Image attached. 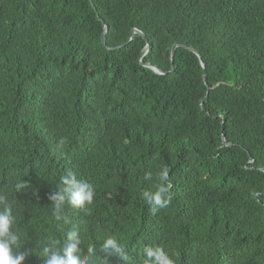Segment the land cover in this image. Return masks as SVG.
I'll return each instance as SVG.
<instances>
[{
  "label": "trees",
  "instance_id": "1",
  "mask_svg": "<svg viewBox=\"0 0 264 264\" xmlns=\"http://www.w3.org/2000/svg\"><path fill=\"white\" fill-rule=\"evenodd\" d=\"M176 44L205 66L184 46L172 64ZM165 167L159 208L141 193ZM69 170L94 198L64 224L48 197ZM0 195L23 264L68 231L101 258L116 236L126 258L110 264H143L146 245L174 264H264V0H0Z\"/></svg>",
  "mask_w": 264,
  "mask_h": 264
},
{
  "label": "clouds",
  "instance_id": "2",
  "mask_svg": "<svg viewBox=\"0 0 264 264\" xmlns=\"http://www.w3.org/2000/svg\"><path fill=\"white\" fill-rule=\"evenodd\" d=\"M168 168H162L159 173L160 183L156 190H145L141 193L144 201L159 208H165L171 202L168 195L171 187L168 181ZM146 180L152 179V173L146 172ZM26 181L18 179L15 191L21 192L27 187ZM58 191L50 195L48 199L53 207V215L57 222L69 223L65 215V205L73 208H84L90 205L94 198V186L91 183L77 178V175L69 170L61 177V183L57 185ZM0 264H23L29 254L24 250L20 235L14 230L15 217L12 214V204L4 195H0ZM104 256H96L94 246H89L82 251L80 241L75 231L65 234L64 242L50 238L40 246V255L43 264H110V257L115 255L125 259V246L116 236H107L101 246ZM143 264H174V260L161 246L146 245L143 248Z\"/></svg>",
  "mask_w": 264,
  "mask_h": 264
},
{
  "label": "water",
  "instance_id": "3",
  "mask_svg": "<svg viewBox=\"0 0 264 264\" xmlns=\"http://www.w3.org/2000/svg\"><path fill=\"white\" fill-rule=\"evenodd\" d=\"M95 9H96V7H95ZM97 10V9H96ZM98 18L100 19V20H103L102 19V17L100 16V14H98ZM107 30H108V25H105V28H104V32H103V35H102V41H103V43L106 45V33H107ZM135 32H138V33H140L141 35H143L144 37H146V35L144 34V32L142 31V30H140V29H135ZM177 46H184V47H188V48H190V49H192L199 57H200V59H201V54L197 51V50H195L194 48H191V47H189L188 45H186V44H176L173 48H172V57H171V60H172V64H173V61H174V54H175V50H176V47ZM148 49H149V44H147L146 45V47H145V49L143 50V55L144 54H146V52L148 51ZM201 62H202V65L203 66H205V64H204V61H202V59H201ZM142 64H144V65H146V66H149V67H151V68H153L155 71H158L159 73H165L166 71H163L162 69H160V68H158L157 66H154V65H152L151 63H144V62H142ZM172 70H173V65H172ZM204 78H205V80H206V76L204 75ZM207 86H208V88L210 87L208 84H207ZM223 138H224V143L225 144H230V143H228L227 141H226V138H225V136H223Z\"/></svg>",
  "mask_w": 264,
  "mask_h": 264
}]
</instances>
